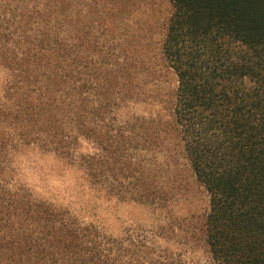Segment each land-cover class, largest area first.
<instances>
[{
    "label": "trees",
    "instance_id": "trees-1",
    "mask_svg": "<svg viewBox=\"0 0 264 264\" xmlns=\"http://www.w3.org/2000/svg\"><path fill=\"white\" fill-rule=\"evenodd\" d=\"M168 2L159 48L177 87L172 120L162 124L117 115L156 87L157 70L148 38L120 33L113 6L0 0V58L13 73L0 98V264H186L169 248L108 235L12 180L13 156L27 144L83 158L95 177L98 152L78 154L79 141L125 133L166 163L172 142L181 144L209 196L202 233L214 264H264V0ZM141 156L132 160V193L159 205L156 170Z\"/></svg>",
    "mask_w": 264,
    "mask_h": 264
},
{
    "label": "rangeland",
    "instance_id": "rangeland-1",
    "mask_svg": "<svg viewBox=\"0 0 264 264\" xmlns=\"http://www.w3.org/2000/svg\"><path fill=\"white\" fill-rule=\"evenodd\" d=\"M100 1L107 2V8L113 6L122 18L120 33L138 37L137 40L148 38L149 56L155 59L157 70L156 87L147 86L143 94L124 101L118 117L133 123L138 117L152 116L162 124L171 121L177 79L173 69L161 59L159 48L170 11L168 0ZM105 32L104 26L99 29L100 35ZM11 81L13 73L0 58V98L5 97ZM126 136L128 133L102 144L86 138L79 141L78 154L98 152L100 163L95 177L83 158L68 159L37 144L21 145L13 156L12 180L29 188L36 198L67 208L80 221L93 223L123 242H133L135 246L154 243L169 248L175 260L204 264L203 252L209 249L202 224L209 209V196L192 173L181 144L172 142L166 163L165 157L159 158L153 152L144 156L140 151L143 145L125 139ZM137 154H142L143 165L156 170L152 179L162 187L158 195L165 197L159 205L134 198L132 160Z\"/></svg>",
    "mask_w": 264,
    "mask_h": 264
},
{
    "label": "clouds",
    "instance_id": "clouds-1",
    "mask_svg": "<svg viewBox=\"0 0 264 264\" xmlns=\"http://www.w3.org/2000/svg\"><path fill=\"white\" fill-rule=\"evenodd\" d=\"M205 256L204 264H212V256L210 252L204 251L203 252Z\"/></svg>",
    "mask_w": 264,
    "mask_h": 264
}]
</instances>
